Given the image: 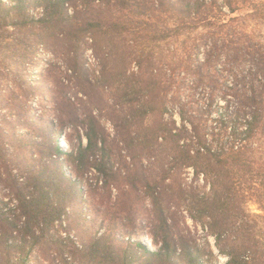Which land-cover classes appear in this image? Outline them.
I'll list each match as a JSON object with an SVG mask.
<instances>
[{
	"label": "trees",
	"instance_id": "obj_1",
	"mask_svg": "<svg viewBox=\"0 0 264 264\" xmlns=\"http://www.w3.org/2000/svg\"><path fill=\"white\" fill-rule=\"evenodd\" d=\"M262 24L259 0H0V64L16 51L33 60L44 47L53 55L45 79L56 85L61 58L91 98L67 111L71 135L53 121L43 136L28 133L22 116L0 122V181L13 195L0 203V264H203L176 205L216 237L226 264H255L264 238L245 204L264 212ZM90 48L99 75L85 65ZM22 84L1 90L3 107L17 114L27 111ZM65 132L69 147L58 142ZM18 148L29 151L25 161ZM187 168L209 191L175 179ZM93 170L102 176L97 190L86 187ZM124 227L155 249L125 239Z\"/></svg>",
	"mask_w": 264,
	"mask_h": 264
},
{
	"label": "rangeland",
	"instance_id": "obj_2",
	"mask_svg": "<svg viewBox=\"0 0 264 264\" xmlns=\"http://www.w3.org/2000/svg\"><path fill=\"white\" fill-rule=\"evenodd\" d=\"M264 1V0H259ZM42 10H39L38 13H41ZM10 30H14L10 27ZM263 36L264 40V24L260 27V32ZM14 36H18L17 34H14ZM28 37L31 38V35ZM30 41V40H28ZM176 46H181V43L172 41ZM90 44V42H89ZM167 42L161 43V48L167 49ZM159 50V49H158ZM35 56L38 58H31L25 60L22 57V54L16 51V53H9L8 59L6 60L5 64H0V98L1 101H3L2 98L5 99L4 91L1 90L4 88V85L6 83L14 85L16 88L17 85L22 84L23 90H18V94L20 95L19 100H23L24 107L27 111H24L23 113L17 114L16 109H12L13 111H9V108L3 107V102L0 101V122L3 119H8L10 121L22 116V123H29L31 124V128L28 129L29 132L33 135H44L42 130V125L44 122L53 121L57 125H64L66 127L68 135L72 134L73 129V123H65V119H67L68 114L67 111L70 112L71 109L79 108L80 110L85 106V104H89L91 101V98H89L87 95H85L83 92H78V87H74V83L71 81V74L72 71L68 70L66 68V62L63 59H56V62H58V69L55 72V80L56 85L53 86L51 81L46 80L45 76L48 73L50 67L47 63V59H52L53 55L51 56L44 47H39L38 49L34 50ZM4 54V53H3ZM2 58L0 57V60ZM25 61V62H24ZM84 62L85 65L93 76L100 74V67H99V58L97 55H95V52L93 48L86 49L84 54ZM21 69L22 75H17L15 71H18ZM53 69V68H52ZM132 69V68H131ZM11 70V71H9ZM30 84H36V89H30ZM52 85V86H51ZM72 86V87H71ZM54 87H58L55 88ZM27 91V95L24 90ZM23 95H26V97H23ZM58 99V100H56ZM57 101H62V106L58 105ZM65 104V105H63ZM72 104V105H71ZM72 106L74 108H72ZM66 108L65 110H62L61 108ZM103 122L107 125L109 130L113 132L112 124L108 119H106V116L104 114H101ZM176 119L179 121V117L176 116ZM33 125V126H32ZM13 127L19 132H25L27 131V128L19 124L18 122L13 124ZM86 141V140H85ZM59 144H61L64 147H69L71 144V141L68 139V136L66 137V132L64 135L58 138ZM17 155L25 161L27 156L29 155V151H25L22 148L16 149ZM158 158L156 159L155 163H150L152 165V169L155 172H160V152H156ZM149 164V163H148ZM15 173H18L19 175H22L19 170H15ZM6 177V170L4 167V164L0 162V178ZM102 176L98 175V173L93 170L92 172H89L87 176V185L86 187H92L94 190L100 189L102 185ZM101 178V179H100ZM178 182L182 183L184 187H187L188 189L192 188H198L200 191H209L210 186L206 183V179L204 175H201L200 178H197L194 173L193 168H187L184 171H181L179 176L175 178ZM161 181V180H160ZM172 184L175 185V182L172 180L170 181ZM174 182V183H173ZM163 186V184H160V187ZM10 190L8 188H5V183L3 181H0V203L5 205L4 203L8 201L11 202V198H13V195L9 193ZM99 199V198H98ZM96 201V200H95ZM4 202V203H3ZM149 202V200H148ZM84 206L88 207L87 204H83ZM12 204L7 205L6 210L10 208ZM245 209L247 213L250 214L251 219L254 221L256 220V230L257 234L261 233L263 234L264 238V224L263 219L258 217V215L263 214L264 212L261 210L258 203L255 201H249L245 204ZM172 211L177 212L178 216V222L179 226H181L182 231L185 235L191 236L192 238L196 239V243L198 247L203 249L205 251V258L203 264H226L228 257L221 253L219 251V248L216 244V237L209 232V230L201 224H196L191 217H189V214L187 210H183L180 208V206L176 205L173 206ZM100 217V215H99ZM90 218V217H89ZM146 219L143 221L142 224H146ZM262 227V228H261ZM96 229H102V226H97ZM124 230L126 231L123 233V237L125 239H128L132 237L133 239H139L145 244H147L150 248L155 249V246L151 243V240L148 239L146 235H132L129 236L127 232L131 231V228L124 227ZM63 235H66L65 231H63ZM237 235V234H235ZM236 236H232L231 243L234 242V238ZM234 239V240H233ZM233 240V241H232ZM255 264H264V240L262 243V247L260 249V253H258V256L255 260Z\"/></svg>",
	"mask_w": 264,
	"mask_h": 264
}]
</instances>
